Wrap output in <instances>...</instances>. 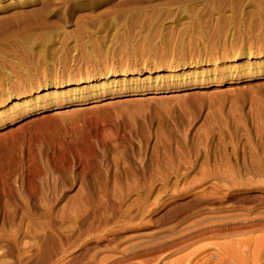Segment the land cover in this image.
Returning a JSON list of instances; mask_svg holds the SVG:
<instances>
[{
  "label": "rangeland",
  "instance_id": "1",
  "mask_svg": "<svg viewBox=\"0 0 264 264\" xmlns=\"http://www.w3.org/2000/svg\"><path fill=\"white\" fill-rule=\"evenodd\" d=\"M247 54L264 55V0H0V106L38 80L186 69L178 81L136 79L165 87L241 74L231 60ZM213 199L228 213L264 210V73L115 95L0 129V264H63L130 226L162 235ZM174 250L135 260L187 252Z\"/></svg>",
  "mask_w": 264,
  "mask_h": 264
},
{
  "label": "bare ground",
  "instance_id": "2",
  "mask_svg": "<svg viewBox=\"0 0 264 264\" xmlns=\"http://www.w3.org/2000/svg\"><path fill=\"white\" fill-rule=\"evenodd\" d=\"M256 59H264V55L247 54L232 58L231 63L241 61L243 71L241 74L228 72L220 78L212 77L193 83L185 82L180 76V82L165 87L145 86L142 80L138 82L136 79L138 76H144L145 79H152L157 83L160 80L155 75L165 72L168 77L176 75L178 81V74H183L186 69L146 71L145 73L112 72L98 79H81L72 83L56 84L48 81L41 84L38 80L35 88L25 94L8 97V104L0 106V129L10 127L32 115L72 105H82L86 102L93 103L115 95L153 94L183 89L221 87L226 83H236L241 80L251 81L264 73L261 66L254 63ZM207 204L211 205V208L206 213L192 214L180 224V228L164 230L162 235L157 236L141 231L140 226H130L123 229V233L118 232L102 240V250H95L98 244L91 243L80 251L82 254L80 259L77 257L79 254L73 253L63 264H74L76 261L82 264H141L135 259L148 253H159L168 249L187 252L174 261L157 260L154 264H264V210L250 209L246 213H228L216 206L220 204L217 199L210 200ZM157 221V218L153 220L156 226ZM154 225L153 227H156ZM247 234L250 235L243 240L227 238L232 235ZM209 246L214 248L213 261L207 256L208 254H205ZM89 251L90 255L85 256Z\"/></svg>",
  "mask_w": 264,
  "mask_h": 264
}]
</instances>
